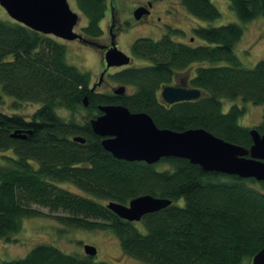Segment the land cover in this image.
I'll return each instance as SVG.
<instances>
[{
  "label": "trees",
  "instance_id": "trees-1",
  "mask_svg": "<svg viewBox=\"0 0 264 264\" xmlns=\"http://www.w3.org/2000/svg\"><path fill=\"white\" fill-rule=\"evenodd\" d=\"M74 1L87 18L84 35H102L108 0ZM181 1L198 17L222 14L213 0ZM229 1L242 20L264 17V0ZM175 30L159 39L134 40V55L149 61L114 71V80L135 87L115 93L92 91L91 72L68 61L58 36L0 17V150H6L0 157V237L9 240L24 217L43 215L41 205L63 224L110 228L125 253L147 264H242L264 247V180L205 170L177 155L155 163L118 158L91 126L90 119L102 112L99 104L114 102L148 112L161 127H204L231 142L252 144V126L239 120L245 106L233 103L225 110L223 103L229 98L264 104V58L246 66L235 51L243 25L233 20L194 26L202 42L177 40ZM194 63L189 83L203 94L166 102L162 86ZM6 95L15 99L11 108L24 100L39 105L27 117L3 105ZM59 109H68V116ZM83 110L86 118L78 116ZM255 126L264 132V111ZM15 128L27 131L26 137L12 136ZM79 134L85 142L72 139ZM141 194L172 203L135 221L107 205L109 200L128 203ZM10 263L113 264L67 252L53 242L38 243Z\"/></svg>",
  "mask_w": 264,
  "mask_h": 264
},
{
  "label": "water",
  "instance_id": "water-1",
  "mask_svg": "<svg viewBox=\"0 0 264 264\" xmlns=\"http://www.w3.org/2000/svg\"><path fill=\"white\" fill-rule=\"evenodd\" d=\"M8 15L45 33L67 40L82 39L94 42L83 33L75 30L80 19V13L71 6L69 0H0ZM149 8L138 6L135 9L136 18L148 13ZM194 40L193 37H191ZM96 42V41H95ZM94 42V43H95ZM98 44V43H97ZM100 47L104 44L99 43ZM108 45V44H107ZM105 69L100 73V84L104 73L111 66L129 64L132 57L118 47L114 41L104 52ZM98 83L92 84L95 91ZM115 93L126 92V85L119 84ZM203 91L199 87L186 84H165L161 95L168 103L199 98ZM83 102L88 105L89 96L85 95ZM102 111L90 119L91 126L97 134L103 137L104 148L113 152L118 158L126 160H145L155 163L165 156L187 157L193 163H198L205 170L218 171L227 174H237L242 177H254L264 180V132L253 126L250 133L253 142L249 147L231 142L204 127H191L185 130L159 126L153 116L146 111H132L121 103H101ZM12 136L26 137L27 131L16 129ZM72 139L85 142L82 135ZM172 203L169 198L152 194H141L130 199L128 203L109 200L108 207L129 220H141L146 212H153ZM85 252L95 256L96 245L84 243ZM251 264H264V247L254 253Z\"/></svg>",
  "mask_w": 264,
  "mask_h": 264
},
{
  "label": "rangeland",
  "instance_id": "rangeland-1",
  "mask_svg": "<svg viewBox=\"0 0 264 264\" xmlns=\"http://www.w3.org/2000/svg\"><path fill=\"white\" fill-rule=\"evenodd\" d=\"M72 7L79 11L80 19L76 26V30L83 33V25L87 23V18L76 4V1L69 0ZM148 0H108V7L105 16L101 20L104 32L99 37L95 38L96 42L88 43L86 40L79 38L67 40L59 37L65 42L67 47L68 61L77 64L81 69L91 72L93 80L92 84L98 83L100 73L105 68L102 47L99 43L110 44L113 41L118 44V47L129 53L132 57L130 65H141L148 63L149 60L137 57L132 51V44L136 38L141 36H149L159 39L170 28L175 30L174 37L177 40L199 42L200 40L194 34V26L198 25H219L231 21L239 22L244 27L242 38L238 41L235 51L246 66H253L256 61L264 58V17L258 16L253 19L245 21L242 20L236 11L231 7L229 0H213L215 5L219 7L222 14L215 19H205L195 16L187 9L181 0H152L153 5L151 14L142 20L135 16V9L140 3ZM0 4V17L10 18L11 15ZM115 25L113 26V24ZM170 27V28H169ZM84 34V33H83ZM194 36V37H193ZM194 40H192V38ZM90 39V38H89ZM92 39V38H91ZM98 43V44H97ZM129 64L122 66H111L104 75L103 81L99 84L97 90L103 92H114L113 88L119 86L120 81H116L111 77V74ZM197 64H192L189 68L182 70L176 74L173 84L180 82L181 77L185 74L192 75L196 70ZM127 85V84H126ZM134 86L127 85V92L133 91ZM14 98L6 95L3 99V105L9 108V111H17L27 117L35 111L38 103L24 100L20 102L17 109L11 108ZM225 110L229 109L233 103H238L245 106V112L240 116V123L255 126L261 123L263 118L264 104H256L251 101H244L243 99H229L223 100ZM59 111L68 116V109H59ZM80 118H86L87 111L83 110ZM2 152L0 150V157ZM9 154L14 152L9 149ZM72 188H76L72 186ZM183 199L180 201L182 202ZM45 212L43 215L27 216L22 220L20 229L11 234L10 239L0 237V264L14 260L18 257L26 255L33 246L42 242H49L61 247L67 252L83 254L85 253L84 243H91L98 248L95 254V260H109L113 264H147L135 258L128 253H125L119 243L117 233L110 228L107 229H88L61 223L52 214H49L47 207L39 206ZM140 223L142 221H139ZM150 264V263H149ZM242 264H251V260L244 259Z\"/></svg>",
  "mask_w": 264,
  "mask_h": 264
},
{
  "label": "flooded vegetation",
  "instance_id": "flooded-vegetation-1",
  "mask_svg": "<svg viewBox=\"0 0 264 264\" xmlns=\"http://www.w3.org/2000/svg\"><path fill=\"white\" fill-rule=\"evenodd\" d=\"M152 5H153V2H152V0H148L147 2H144V3H140L138 6H145V7H147V8H149V11H148V13H145V14H143L140 18H138L137 17V19H139V20H142L143 18H145V17H147V16H149L150 14H151V7H152ZM137 6V7H138ZM115 25V23L113 24V26ZM102 44V43H101ZM108 44V43H107ZM104 44L105 46L104 47H102V50H103V52H101L102 53V55L104 56V52L106 51V49H107V46H111L112 45V43H110V44ZM109 68V67H108ZM105 69V68H104ZM108 70V69H107ZM107 70H106V72H107ZM105 72V73H106ZM105 73H104V75H105ZM175 78H176V76H175ZM174 78V79H175ZM189 81V76L187 75V74H185V76H182L181 77V80H180V82H176V84H179V85H182L183 83L184 84H186L187 82ZM114 89H115V87L113 88V91H114Z\"/></svg>",
  "mask_w": 264,
  "mask_h": 264
}]
</instances>
